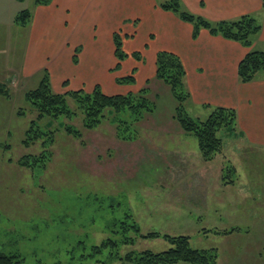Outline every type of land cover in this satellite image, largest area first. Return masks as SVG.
Listing matches in <instances>:
<instances>
[{
  "label": "rangeland",
  "instance_id": "rangeland-1",
  "mask_svg": "<svg viewBox=\"0 0 264 264\" xmlns=\"http://www.w3.org/2000/svg\"><path fill=\"white\" fill-rule=\"evenodd\" d=\"M19 6L34 12L36 3L25 0ZM131 16L129 9L118 16L124 18L119 25L120 32L131 33L133 27H138L137 19ZM31 21L32 18L26 25L12 22V25L4 26L9 31L7 38L14 41L8 54H21L20 49L29 34L27 31L33 25ZM112 23L102 24L98 38L108 35ZM68 26H73V22H68ZM80 44L76 53L79 56L81 51L84 56L88 44L85 41ZM132 45L127 43L126 47L124 43V51L128 52ZM86 55L87 52L85 59ZM85 59L82 60L81 71L85 67ZM144 61L148 65V55ZM138 69L136 66L132 70L135 77ZM82 73L84 76L71 77V82H66L61 92L78 87L86 90L90 81L105 79L98 77L96 80L94 73L88 76L85 70ZM76 81L84 82L75 84ZM39 83L35 77L14 87L8 85L11 91V95L6 97L8 103L0 105V250L18 252L24 257V264H133L118 259L114 254L145 249L154 252L166 250L170 243L165 238L139 235L159 231L194 236L190 240L192 246L203 245L197 248H217L219 264H254L261 259L260 256L264 261L262 207L253 203L250 211L254 221L251 224L245 222L247 209L234 204L242 196L240 188H246L244 183L264 187V147L243 144L233 129L225 128L218 131L223 139L222 150L212 159L205 160L197 137L185 132L173 117L177 101L170 87L162 81L167 89L157 90L154 81L149 85L150 82L144 83L142 77L129 83L114 82L113 89H105L109 94H126L137 92L144 86L153 88L148 96L154 110L146 112L140 122L123 125L125 129L121 133L132 136L131 139L118 136L116 124L111 120L112 111H109L103 122L92 129L82 125L80 113L73 115L72 119L65 116L53 120L44 118L39 122V128L35 126L44 132L43 137L26 145L23 143L25 132L37 112L25 93ZM101 84L104 87L105 83ZM57 88L53 85L54 91ZM68 101L72 107L76 105L71 97ZM200 110L201 113L190 108L188 113L191 117L206 119L209 113L202 107ZM119 117L129 121L133 115L127 110ZM65 124L80 129L82 136L68 133L64 129ZM175 124L184 133L183 144L177 147L181 141H176ZM155 134L156 142L152 139ZM44 149L50 157L45 167L41 165L42 161L33 167L19 165L20 157L41 155ZM176 150H181L182 154L178 152L176 155L173 152ZM178 155L194 157V160L181 163ZM207 170H222V184L228 185L232 179V193L220 194L229 201L220 203L222 208L218 209L217 201L209 203L208 209L201 210L193 205L180 204V196L184 200L198 196V193H182V186L187 182L188 186L195 185V178L190 177L188 181L182 178L184 173ZM214 196L218 195L215 193ZM255 197L264 203L263 193ZM200 205L204 206L198 203ZM198 215H201L198 218L200 225L193 220ZM188 216L193 219L187 220ZM132 223L139 226V233L129 226ZM232 227H238V230L228 235L214 232ZM205 229L210 231L204 233ZM125 235L135 237V241L120 243ZM197 236H201L200 240ZM110 237L119 240L118 247L94 251L95 245Z\"/></svg>",
  "mask_w": 264,
  "mask_h": 264
},
{
  "label": "crops",
  "instance_id": "crops-1",
  "mask_svg": "<svg viewBox=\"0 0 264 264\" xmlns=\"http://www.w3.org/2000/svg\"><path fill=\"white\" fill-rule=\"evenodd\" d=\"M24 1L0 0V57L3 56L0 61L1 82L14 87L18 83H26L28 79L35 77L41 81L44 73L48 72L52 88L56 85L58 87L56 91L61 92L64 89V82H71V77L74 76H84L82 72L85 70L88 76L94 73L96 80L98 77H105L101 82L90 81L86 90L90 91L99 84L106 92V88L115 87L114 82L118 83V77L126 75L129 71L132 72L134 67L138 66L136 80L142 77L146 83L150 79L149 85L154 81L157 90L167 89V85L155 76L156 54L160 50H167L180 56L186 70L184 84L190 93V99L186 103L187 111L191 108L201 113L200 107H202L210 114V110L217 106L233 107L237 112V129L234 131L239 141L252 147H264V70L259 71L252 80L247 82L241 81L238 74L239 62L249 51L264 50L263 0H181L185 9L211 22L234 20L244 14L254 16L261 24V29L253 36L249 45L221 34H214L204 27L200 28L198 35L194 37V25L183 20L175 12L162 9L157 0H51L46 4H36L35 11L32 12L33 25L27 31L29 34L20 49L21 54H8L9 47L11 48L14 41L7 38L9 31L7 32L4 26H10L12 22L16 23L14 18L22 10L18 8L19 4ZM125 9L131 10L133 15L131 17L137 19L138 27H133L131 33L119 31V25L124 18L118 16L123 15ZM67 17H69L68 20ZM70 21L73 22V26H68ZM110 21L113 23L108 30V35L98 38V29L102 28L103 23ZM115 31L124 35L123 46L124 43L126 47L127 43L131 45L133 43L127 49L128 52L126 51L129 55L122 61L119 68H115L117 63L113 40ZM82 41L88 44L86 59V52L84 56L80 54L81 51L79 56L76 53L77 45H81ZM137 51L142 53L144 59L148 55V65L143 56L138 60L132 55ZM74 56H77V62ZM84 59L86 64L81 71ZM144 70H146L145 74L142 73ZM83 82L74 83L82 84ZM101 83H105L104 87ZM79 88L82 87L77 89ZM150 90L153 91V88ZM2 96L4 95L0 96V105L8 103V98ZM179 128V125L175 124L176 141H181L176 144V147L183 144L184 133ZM152 139L156 142V134L152 136ZM173 152L176 155L182 154L181 150ZM178 156L181 163L194 158ZM177 159L175 158V161ZM190 177L195 178V185L188 186L187 182L186 186H182V193H198V196L187 197L186 200L180 196V204L193 205L195 209L201 210L208 209L209 203L217 201L215 203L218 204L216 207L218 209L222 208L220 203L226 204L229 201L220 194L232 193V179L229 180L228 185L222 184V170L218 172L187 171L182 178L188 181ZM244 185L243 187L246 188H240L242 196L236 200L237 202H233L239 205V208L247 209L248 219L245 222L252 224L254 218L250 210L253 203L260 204L264 211L262 199L259 198L257 201L258 197H255V195L264 194V187L252 183L248 186L246 183ZM215 193L218 196L215 197ZM198 203L204 206H198ZM248 204L249 207H247ZM194 215L196 216L195 213ZM199 216L201 215L193 216L194 219L188 216L187 220L193 219L200 225ZM261 218L263 223L264 217ZM190 237L192 241L194 236ZM196 238L200 240L201 236ZM262 238L264 240V235ZM260 258L254 264H264L261 256ZM178 264L188 263L179 262Z\"/></svg>",
  "mask_w": 264,
  "mask_h": 264
},
{
  "label": "trees",
  "instance_id": "trees-1",
  "mask_svg": "<svg viewBox=\"0 0 264 264\" xmlns=\"http://www.w3.org/2000/svg\"><path fill=\"white\" fill-rule=\"evenodd\" d=\"M34 1L36 4H46L51 0ZM157 3L162 9L173 11L183 20L191 22L194 25V37L198 35L199 29L204 27L214 34H221L224 37L249 45L252 42L253 36L261 29V24L250 14H244L234 20L211 22L185 9L181 0H157ZM31 18L32 12L28 8H25L16 14L14 21L17 24L26 25L30 22ZM123 38L119 31L113 33L115 55L117 58L115 68H119L122 61L129 55L123 49ZM132 55L136 59L142 58V54L139 51L133 52ZM74 60L77 62V56H74ZM261 70H264V50L249 51L238 65L240 80L244 82L252 80ZM185 74L184 64L178 54L167 50L157 52L155 76L170 87L172 95L177 101L173 117L179 122L185 132L192 133L197 137L199 150L203 158L210 160L217 152L222 150L223 139L218 135V131L225 128L230 130L237 129V112L233 107L217 106L204 120L191 117L186 108V102L190 99V93L184 84ZM135 79L136 77L133 71L128 75L118 77L117 81L120 83H129L134 82ZM147 82L149 83L150 79ZM149 92L150 87L144 86L137 92L108 94L103 91L99 84L95 85L90 91L79 88L65 92H56L52 88L48 72H45L40 83L25 93V97L31 102L37 114L30 121V126L25 132L26 136L23 139V143L30 145L31 142L43 137L44 132L36 129L35 126L37 125L39 128L38 124L44 118L53 120L60 116H65L66 118L72 119L73 115L80 113L82 116V125L85 128L92 129L98 127L103 122L106 118V113L109 111H112L111 120L116 124L118 136L121 139H131L132 136H125L121 133L125 129L123 125L140 122L146 112H152L154 110L152 100L148 96ZM0 94L5 97L11 95L9 86L2 82H0ZM68 97H71L75 102L76 105L74 107L69 104ZM127 110H130L133 115V118L129 121L119 117L121 112ZM64 129L76 137H81L83 134L80 129L75 128L71 124H65ZM51 132L54 133L53 130ZM53 139L52 136V143L54 141ZM42 142L43 145L46 144L44 140ZM44 150V153L41 155H24L20 157L18 159L19 165L33 167L35 163L42 161L43 163L41 165L45 167L50 157L46 153V149ZM49 153L51 154V152ZM129 226L131 228L133 227L134 231L139 233L140 228L138 225L132 223ZM236 230H238V227H232L225 231L215 230L214 232L231 233ZM203 231L204 233L205 231L209 232L210 229ZM139 235L147 238L163 237L168 240L170 247L160 252L145 249L140 252L129 251L125 254L116 252L114 255L122 261L133 264H174L177 262H187L188 264H219L217 248L194 247L191 244L189 235H172L159 231ZM120 241V243H133L135 237L125 235ZM120 243L119 240L110 237L100 245H95L94 251L99 252L103 248H111L114 250ZM24 262V257L18 252H5L0 250V264H24Z\"/></svg>",
  "mask_w": 264,
  "mask_h": 264
}]
</instances>
